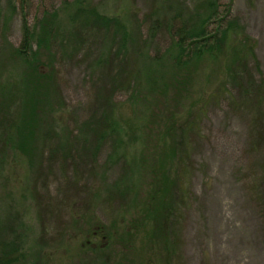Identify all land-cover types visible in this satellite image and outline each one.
<instances>
[{
  "label": "rangeland",
  "instance_id": "obj_1",
  "mask_svg": "<svg viewBox=\"0 0 264 264\" xmlns=\"http://www.w3.org/2000/svg\"><path fill=\"white\" fill-rule=\"evenodd\" d=\"M87 1L122 20L136 49L129 43L128 54L119 52L100 37L103 28L95 29L99 37L90 36L91 28L84 44L69 45L74 0H0L6 125L22 130L30 112L27 90L40 94L22 84L30 71L16 49L26 28L32 49L39 46L40 74L56 85L35 127L34 148L26 151L35 156L10 148L14 129L9 138L0 135L1 240H23L21 264H264L262 126L256 109L217 92L225 90L231 47L242 33L255 42L252 75L264 80V0H219L239 30L229 33L222 56H205L191 99L168 108L164 96L140 101L132 86L115 89L138 73L136 87L147 92L152 61L171 43L163 29L150 35L157 0ZM199 1L184 0L190 7ZM56 11L50 41L39 22ZM106 118L114 131L103 124ZM148 124L151 131L144 130ZM190 125L191 134L184 128ZM155 190L161 200L167 192L172 209L165 237L150 223L140 226ZM97 227L103 232L93 235Z\"/></svg>",
  "mask_w": 264,
  "mask_h": 264
},
{
  "label": "trees",
  "instance_id": "obj_2",
  "mask_svg": "<svg viewBox=\"0 0 264 264\" xmlns=\"http://www.w3.org/2000/svg\"><path fill=\"white\" fill-rule=\"evenodd\" d=\"M72 4V3H71ZM65 3V7L71 5ZM75 6L70 18L76 24L73 31L68 33V44L85 43V35L88 34V29L92 32V37H99L101 34L95 29L102 30L104 33L100 36L105 40L117 46L119 52L128 54V44L133 45L136 49L135 41L132 35L127 33L122 20L117 17H108L99 13L95 8H92L87 0H74ZM158 10L151 17L153 19L150 35L155 34L157 30H165L170 37V45L165 54L161 57L154 58L153 65L156 67L150 68L147 76L148 90L147 92L140 91L141 85H137L138 73L131 74L128 81L115 86V89L125 88L132 89L140 101L146 100V96L154 100L158 97L164 96V108L170 107V103H182L191 99L193 84L198 75V72L204 62L205 56H210L216 59L222 56L226 50V42L230 32H237L238 24L236 21L229 19L228 15H224L220 8L219 0H201L193 7L188 6L184 0H157ZM64 7V8H65ZM156 8V6H155ZM165 12V18L160 13ZM59 20V11L47 14L40 22V27L44 30L50 41H53V32L56 23ZM94 28V29H93ZM85 29V32L82 30ZM32 36L28 29H25L24 39L17 54L19 58L30 71V76L24 79L22 84H32V90L40 94L35 96L30 95V89L27 90L29 98L28 115L25 114L23 118L24 128L20 130L17 125L8 123L6 125L5 119L1 117L4 105L0 103V135L10 137L14 129L16 139L10 138V148H16L22 151L27 156H35L36 152L29 154V150H33V144L36 141L34 130L36 125L41 126L42 119L40 113L46 107V99L51 96V91L54 89L55 79L53 77L45 78L40 74L39 70L42 64L41 58L38 54L39 46L36 43V50L32 49ZM153 38V35H152ZM88 40V39H87ZM43 42V41H42ZM231 60L227 64L228 75L227 83L224 82L225 90L217 91L220 97L237 104L245 103L249 107L257 110L258 121L261 127L260 139L264 141V80L261 78L257 81L256 77L252 75V70L257 67L255 56V42L250 37L242 33V37L237 40V43L231 47ZM129 56V55H128ZM128 56L125 57L126 63L129 65ZM153 59V58H152ZM152 65V64H151ZM130 66V65H129ZM167 71L170 76H166ZM158 79H162V85L159 86ZM54 85V86H53ZM136 87V88H135ZM143 90V87H142ZM169 93L172 94L169 97ZM234 93L236 95L234 96ZM32 94V93H31ZM145 95V96H144ZM212 98L210 101L214 100ZM241 99V100H240ZM240 100V101H238ZM242 101V102H241ZM204 104V102H203ZM206 105V104H205ZM202 106L203 109H205ZM203 112V111H202ZM159 115L160 112H153V115ZM26 122V123H25ZM22 124V123H21ZM25 124V125H24ZM108 130L114 131L111 127L108 118L104 123ZM109 125V126H107ZM184 126L188 133H193L195 127L193 125ZM152 125H144L145 131H151ZM184 130V129H183ZM171 129L168 130L170 132ZM112 133V132H111ZM98 137V134H95ZM109 135V133H108ZM104 137V136H103ZM101 136L99 139L101 140ZM5 145H8L4 143ZM29 155H28V154ZM161 190H155L156 197L151 198V204L147 205L145 210V217L142 219L141 225L146 223L152 224L156 232L165 237V227L168 226V220L171 214V207L168 204L169 197L165 193L164 199L158 198ZM138 226V225H137ZM98 228V229H97ZM94 231L103 228L97 227ZM97 234V231L93 234ZM128 235L130 233H127ZM129 237V236H128ZM129 241V238H128ZM23 240L12 239L5 240L0 238V264H21L25 258V253L22 246ZM131 247L130 241L128 242Z\"/></svg>",
  "mask_w": 264,
  "mask_h": 264
}]
</instances>
